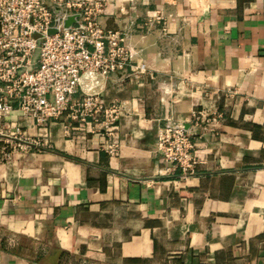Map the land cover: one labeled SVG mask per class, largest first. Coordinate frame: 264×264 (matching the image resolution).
<instances>
[{"label":"crops","instance_id":"1","mask_svg":"<svg viewBox=\"0 0 264 264\" xmlns=\"http://www.w3.org/2000/svg\"><path fill=\"white\" fill-rule=\"evenodd\" d=\"M99 1L101 28L127 31L146 70L83 79L74 99L119 108L109 137L65 116L42 136L10 114L0 264H264V0ZM169 120L193 141L194 176L156 152ZM26 139L39 149L7 145Z\"/></svg>","mask_w":264,"mask_h":264},{"label":"built area","instance_id":"2","mask_svg":"<svg viewBox=\"0 0 264 264\" xmlns=\"http://www.w3.org/2000/svg\"><path fill=\"white\" fill-rule=\"evenodd\" d=\"M104 9L105 2L99 0H0V137L20 136V128L10 134L7 124L16 108L42 136L63 116L87 129L99 128L107 137L112 134L118 107L104 103L91 89L74 97L83 79L97 83L118 73L138 76L146 66L134 60L127 31L101 28ZM70 17L74 22L65 28ZM50 29L54 34L47 33ZM204 117L201 112L193 116L197 121ZM155 138L168 173L181 178L195 175L194 144L183 125L169 120L160 125ZM25 141L7 145L39 149L38 141ZM106 149L111 156L116 152L113 144H106Z\"/></svg>","mask_w":264,"mask_h":264},{"label":"water","instance_id":"3","mask_svg":"<svg viewBox=\"0 0 264 264\" xmlns=\"http://www.w3.org/2000/svg\"><path fill=\"white\" fill-rule=\"evenodd\" d=\"M74 22V19L72 17L68 18L67 21L64 23V27L67 28L68 26H70L72 23ZM54 29H50L47 33L50 34H54ZM38 37V36H36Z\"/></svg>","mask_w":264,"mask_h":264}]
</instances>
